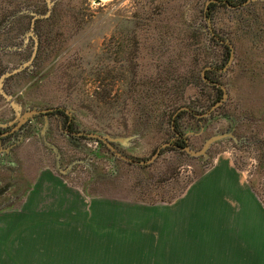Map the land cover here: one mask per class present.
<instances>
[{
  "label": "rangeland",
  "instance_id": "374dc122",
  "mask_svg": "<svg viewBox=\"0 0 264 264\" xmlns=\"http://www.w3.org/2000/svg\"><path fill=\"white\" fill-rule=\"evenodd\" d=\"M101 1L0 0V264H47L63 244L73 259L129 247L147 264H222V238L207 254L198 244L222 237L224 209L250 206L222 184L264 205V0ZM213 34L235 46L223 73ZM212 68L228 98L206 116L223 96ZM181 107L189 150L166 147L146 169L50 113L12 132L63 109L75 133L146 161L175 141Z\"/></svg>",
  "mask_w": 264,
  "mask_h": 264
},
{
  "label": "crops",
  "instance_id": "0c3cea01",
  "mask_svg": "<svg viewBox=\"0 0 264 264\" xmlns=\"http://www.w3.org/2000/svg\"><path fill=\"white\" fill-rule=\"evenodd\" d=\"M218 172V171H217ZM229 185L225 184L223 193H239L246 198L245 213L239 220L233 217L226 209L224 212V232L221 235H216L212 238L204 239L200 242L204 254L207 250L215 249V244L222 238V264H264V205L256 198L252 191L247 188L239 191L227 189ZM227 190V191H226ZM208 240V241H207ZM215 242L214 246L211 241ZM64 247H56L48 249L47 264H147V249H133V248H89L87 250L80 249L72 258L71 250ZM213 246V247H212ZM200 248V249H201ZM205 249V251H204ZM93 254L90 258L89 253ZM139 252V255H137ZM209 254H217L215 251H210ZM89 257V258H88ZM106 258V260L104 258ZM78 258V259H77ZM35 261L34 258L32 260ZM36 264V261H35Z\"/></svg>",
  "mask_w": 264,
  "mask_h": 264
},
{
  "label": "water",
  "instance_id": "95a60500",
  "mask_svg": "<svg viewBox=\"0 0 264 264\" xmlns=\"http://www.w3.org/2000/svg\"><path fill=\"white\" fill-rule=\"evenodd\" d=\"M102 1L101 0H96V3H101ZM235 8V7H234ZM213 37H215L216 40L220 41V43L224 44V45H227L229 48H230V58H229V61L228 63L226 64V66L223 68V69H220V70H215V69H211V70H215V71H218V72H226L233 64L234 62V59H235V46L228 42V41H225V40H221L219 39L217 36H215L213 34ZM203 77L205 79V81H207V83H209L210 85H215L217 86L218 88H220L222 91H223V99L218 102L213 108L212 110H210L208 113H206L205 115H209L211 111H213L214 109L222 106L226 101H227V98H228V90L227 88L221 84V83H217V82H212L211 80H209L206 75H205V71L203 73ZM56 109H47V110H44V111H34V112H30L28 113L27 115H25L22 119H20L18 125L13 129L12 132H14L15 130L19 129L21 126H23L29 119H31L33 116L35 115H38V114H47L49 112H53L55 111ZM181 111H190L192 112V110L190 108H187V107H184V108H181L179 112ZM177 114L174 116V119L176 118ZM203 116V115H202ZM7 133L5 134H2L3 135H6ZM73 135L77 136V137H86V138H90V139H93V140H96L98 142H101L103 143L108 149H110V151L119 159H121L122 161L126 162V163H131V164H134V165H137V166H148V165H151L153 163H155L157 161V159L161 156V152L164 148L166 147H169V146H172L171 143H165L163 144L158 150L157 152L152 156V158L146 160V161H138L132 157H129L125 154H123L120 150H118L116 148L115 145H113V143L108 140L104 135L102 134H99V133H82V132H79V133H74ZM186 150H189V148H187Z\"/></svg>",
  "mask_w": 264,
  "mask_h": 264
},
{
  "label": "trees",
  "instance_id": "16d2710c",
  "mask_svg": "<svg viewBox=\"0 0 264 264\" xmlns=\"http://www.w3.org/2000/svg\"><path fill=\"white\" fill-rule=\"evenodd\" d=\"M248 0H240V3H236V2H233L231 0H226V1H218V2H221V3H229V6L231 7H235V8H240V7H243L244 4L247 2ZM214 7H216L217 5L216 4H213ZM212 7H210V11H211ZM213 41L216 42V39L215 37H212ZM223 48L226 50V60L224 61L223 63V67L226 66V64L228 63L229 61V58H230V48L227 46V45H223ZM216 74L213 70H211V72H207L206 74V77L211 80L212 82H217V80H215V78H213L212 76H210V74ZM217 83H220V82H217ZM209 84V83H208ZM210 88H212L214 91H217L218 93L222 92V90L220 88H218L217 86L215 85H208ZM224 94V93H223ZM219 98V96H218ZM223 99V96L220 98V100H218L217 102H220L221 100ZM215 105L217 103H214ZM214 105V106H215ZM213 106V107H214ZM223 107V106H222ZM221 107V108H222ZM181 108H184V107H181ZM179 108L173 115L172 119L170 120V126H171V129L172 131L174 132L175 134V141L172 142V146L171 147H174L176 148L177 150H180V151H187L186 149L187 148H190V145H189V138H188V135L186 133H184L180 127V120L182 119V117L184 115H187V114H191L192 112L190 111H181L178 113V111L181 109ZM177 114L176 118L174 119V116ZM50 115H53V116H57V117H61V119H63V123L65 124V128H66V131L72 136V138L74 139H77L76 137H74L73 133H75L74 131V126H75V122L74 120L69 117L68 114L65 113V111L63 109H57L55 112L53 113H50ZM202 115V114H200ZM2 134H5L4 132L3 133H0V136H2ZM1 139H4V137H1ZM101 143V142H100ZM170 143V142H169ZM102 145H104L103 143H101ZM116 146V145H115ZM118 148V147H117ZM121 151V150H120ZM123 154L127 155L125 152L121 151ZM129 156V155H127ZM131 157V156H129ZM133 158V157H132ZM135 159V158H134ZM137 160V159H136ZM126 163V162H125ZM127 165L129 166H132L134 164H131V163H126ZM153 164L151 165H148V166H140L142 169H146V168H149L151 166H153ZM175 199V197L173 199H171V201H173ZM163 201L164 198H163ZM151 202H154V201H151Z\"/></svg>",
  "mask_w": 264,
  "mask_h": 264
},
{
  "label": "bare ground",
  "instance_id": "6f19581e",
  "mask_svg": "<svg viewBox=\"0 0 264 264\" xmlns=\"http://www.w3.org/2000/svg\"><path fill=\"white\" fill-rule=\"evenodd\" d=\"M227 179V178H226ZM224 182V181H223ZM225 183V182H224ZM227 183H228V185H229V182H228V180H227ZM224 185L225 184H222V186L220 187V188H223L224 187ZM233 186L235 187V185L233 184ZM233 186H231V185H229L228 187H227V189H229V190H235L234 188H233ZM236 188V187H235ZM224 189V188H223ZM227 191V190H226Z\"/></svg>",
  "mask_w": 264,
  "mask_h": 264
},
{
  "label": "flooded vegetation",
  "instance_id": "af4514ba",
  "mask_svg": "<svg viewBox=\"0 0 264 264\" xmlns=\"http://www.w3.org/2000/svg\"><path fill=\"white\" fill-rule=\"evenodd\" d=\"M56 110H57V109H56ZM56 110H55V111H56ZM55 111H53V112H55ZM53 112H49V113H53ZM69 117H70V116H69ZM77 133H79V132H77ZM73 134H74V133H73ZM74 136H75V135H74ZM76 137H77V136H76Z\"/></svg>",
  "mask_w": 264,
  "mask_h": 264
}]
</instances>
